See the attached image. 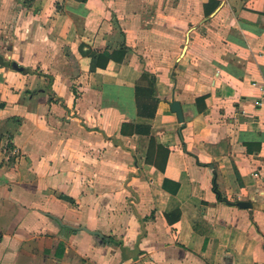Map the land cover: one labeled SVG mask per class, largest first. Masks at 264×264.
<instances>
[{"label":"crops","instance_id":"obj_1","mask_svg":"<svg viewBox=\"0 0 264 264\" xmlns=\"http://www.w3.org/2000/svg\"><path fill=\"white\" fill-rule=\"evenodd\" d=\"M0 54V264H264V0H0Z\"/></svg>","mask_w":264,"mask_h":264},{"label":"water","instance_id":"obj_2","mask_svg":"<svg viewBox=\"0 0 264 264\" xmlns=\"http://www.w3.org/2000/svg\"><path fill=\"white\" fill-rule=\"evenodd\" d=\"M0 65L1 66H10L11 65L14 68L21 69V67H19L16 64V62H13V61L11 62L10 60L5 59L2 54H0ZM169 105H170V110L176 114V116L178 118V121L182 125H184V122H185V113H184V110H183V107H182L181 102L179 100L175 99V98H172L171 101H170V103H169ZM237 204L239 206H241V207H248L250 205V203L247 202V201H238ZM77 228L87 230L88 232L94 233V234H96V235H98L100 237H103V238L107 239L99 231L90 230V229L86 228L85 226H79Z\"/></svg>","mask_w":264,"mask_h":264},{"label":"trees","instance_id":"obj_3","mask_svg":"<svg viewBox=\"0 0 264 264\" xmlns=\"http://www.w3.org/2000/svg\"><path fill=\"white\" fill-rule=\"evenodd\" d=\"M85 1V0H83ZM108 60V56L107 55H102L100 54L99 57H98V63H100L101 65H105L106 61ZM23 71H27V68H21ZM201 99H199V101H201ZM205 108V105L199 107V111L203 110ZM177 215H176V219L179 217V211H176L175 212ZM170 220H172L171 218H169Z\"/></svg>","mask_w":264,"mask_h":264},{"label":"built area","instance_id":"obj_4","mask_svg":"<svg viewBox=\"0 0 264 264\" xmlns=\"http://www.w3.org/2000/svg\"><path fill=\"white\" fill-rule=\"evenodd\" d=\"M259 88H260V90H261V92H262V94L264 96V83L260 84Z\"/></svg>","mask_w":264,"mask_h":264},{"label":"bare ground","instance_id":"obj_5","mask_svg":"<svg viewBox=\"0 0 264 264\" xmlns=\"http://www.w3.org/2000/svg\"><path fill=\"white\" fill-rule=\"evenodd\" d=\"M185 52V51H184Z\"/></svg>","mask_w":264,"mask_h":264}]
</instances>
